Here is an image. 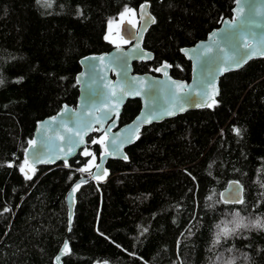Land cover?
<instances>
[{
  "label": "trees",
  "instance_id": "trees-1",
  "mask_svg": "<svg viewBox=\"0 0 264 264\" xmlns=\"http://www.w3.org/2000/svg\"><path fill=\"white\" fill-rule=\"evenodd\" d=\"M143 1L48 0L46 7L43 0H0V264H55L62 245L63 264H208L207 257L264 264V231L241 229L209 251L222 221L264 217V56L225 72L211 107L143 126L124 150L127 159L106 161L102 179L76 188L86 176L81 169L92 172L104 151L95 131L66 162L25 164L35 123L75 105L79 59L110 49L108 22ZM148 3L154 22L142 46L153 60L134 62L133 72L155 75L165 64L170 76L188 80L179 49L229 17L234 0ZM138 109L137 99L127 100L119 124ZM230 180L242 186L236 204L219 198Z\"/></svg>",
  "mask_w": 264,
  "mask_h": 264
},
{
  "label": "water",
  "instance_id": "water-1",
  "mask_svg": "<svg viewBox=\"0 0 264 264\" xmlns=\"http://www.w3.org/2000/svg\"><path fill=\"white\" fill-rule=\"evenodd\" d=\"M149 1L137 6L136 26L127 20L120 22L118 33L125 45H113L107 51L79 59V71L75 74L76 103L73 107L62 105L58 112L35 123L34 144L29 143L23 151L28 165L53 167L68 161L85 146L86 136L95 131L104 135V151L91 174L76 184L86 178L102 179L106 161L124 159L125 148L134 142L143 126L207 107L216 99L219 78L225 72L264 56V0H234L229 17L221 19L204 38L179 49L190 65L188 80L170 76L165 64L157 67L161 70H156L155 75L133 72L134 62L153 60V53L142 46L143 35L153 22ZM246 52L251 55L245 57ZM132 99L139 101L137 113L119 124L123 105ZM219 198L228 204L239 203L241 184L228 181ZM64 201L69 231L73 187L66 192ZM62 248L63 245L54 257L55 264H63Z\"/></svg>",
  "mask_w": 264,
  "mask_h": 264
},
{
  "label": "clouds",
  "instance_id": "clouds-1",
  "mask_svg": "<svg viewBox=\"0 0 264 264\" xmlns=\"http://www.w3.org/2000/svg\"><path fill=\"white\" fill-rule=\"evenodd\" d=\"M224 228L223 232L219 231L221 225H217V231L213 234V238L211 241L212 247L209 251H214L215 247L218 245L219 241L222 238H231L233 235H237L241 229H244L248 232L256 231H264V217L253 218V219H246L237 222H229V221H222L221 222ZM208 264H215V261L211 258H206ZM238 257L228 258L223 262V264H237Z\"/></svg>",
  "mask_w": 264,
  "mask_h": 264
},
{
  "label": "rangeland",
  "instance_id": "rangeland-1",
  "mask_svg": "<svg viewBox=\"0 0 264 264\" xmlns=\"http://www.w3.org/2000/svg\"><path fill=\"white\" fill-rule=\"evenodd\" d=\"M127 20L133 25L136 24V12L133 9H124L120 14H118L115 18H112L107 25L106 30V38L113 45H121L124 41L121 39L118 33L119 24L121 21ZM86 152V151H85ZM95 165L94 158L91 157L88 162V167H93ZM85 174L90 175V171H84Z\"/></svg>",
  "mask_w": 264,
  "mask_h": 264
},
{
  "label": "snow or ice",
  "instance_id": "snow-or-ice-1",
  "mask_svg": "<svg viewBox=\"0 0 264 264\" xmlns=\"http://www.w3.org/2000/svg\"><path fill=\"white\" fill-rule=\"evenodd\" d=\"M41 2V0H37V3H40ZM43 2H44V6H46V7H51V4L48 2V0H43ZM154 22V21H153ZM247 47V46H246ZM248 55H251V53L250 52H246L245 53V57L246 56H248ZM237 64H239V61H237ZM161 69H157V71H160ZM3 83V81L2 80H0V84H2ZM125 95H127L128 93H124ZM136 95H138L139 93L137 92V93H135ZM113 95H115V92H113ZM209 107H211V105H208ZM117 107H118V105H117ZM169 114H172V113H169ZM150 122V121H149ZM237 131V133H239V130L237 129L236 130ZM82 139V138H81ZM98 141H93V143H97ZM128 142H130V141H128ZM30 144H34V141H30L29 142ZM112 143H115V141H112ZM84 155H91L90 153H88V152H85L84 153ZM125 159H127V157H124ZM28 162H27V160H25V164H27ZM9 166H11V165H9ZM211 164L209 165V168H211ZM24 167H21L20 168V171L21 172H24ZM81 171H87V168H84V169H81ZM98 178V177H97ZM26 179H31V176H26ZM80 187V185L79 184H77L76 185V188L78 189ZM74 191H75V189H74ZM209 199H211V197H209ZM238 202H240V201H238ZM5 211H7V209H5ZM69 231H71V216L69 217ZM144 231H147V229H145ZM224 231V230H223ZM64 248H65V250H67L68 248H69V245H68V243L67 242H65V244H64Z\"/></svg>",
  "mask_w": 264,
  "mask_h": 264
},
{
  "label": "flooded vegetation",
  "instance_id": "flooded-vegetation-1",
  "mask_svg": "<svg viewBox=\"0 0 264 264\" xmlns=\"http://www.w3.org/2000/svg\"><path fill=\"white\" fill-rule=\"evenodd\" d=\"M136 23H137V21H136ZM134 26H136V24L134 25ZM126 44V42L124 41V43H123V45H125ZM122 45V44H121ZM157 73V72H156ZM104 136V135H103Z\"/></svg>",
  "mask_w": 264,
  "mask_h": 264
}]
</instances>
